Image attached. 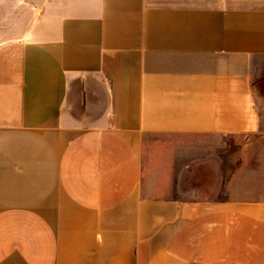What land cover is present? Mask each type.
Here are the masks:
<instances>
[{"label":"crops","instance_id":"obj_1","mask_svg":"<svg viewBox=\"0 0 264 264\" xmlns=\"http://www.w3.org/2000/svg\"><path fill=\"white\" fill-rule=\"evenodd\" d=\"M0 13V264H264V0ZM155 135L242 138L225 198L209 163L172 196Z\"/></svg>","mask_w":264,"mask_h":264},{"label":"rangeland","instance_id":"obj_2","mask_svg":"<svg viewBox=\"0 0 264 264\" xmlns=\"http://www.w3.org/2000/svg\"><path fill=\"white\" fill-rule=\"evenodd\" d=\"M4 13H0L3 15ZM0 20V24H3ZM264 68V64L262 65ZM244 140L238 137H224L219 140V145L215 148L208 146L209 142L206 138H196L186 135H155L151 139L152 154L158 155L161 151H166L168 145L175 143L171 148L170 154L167 156L171 168L166 173L172 184L171 195L179 198H196L203 197V183L206 179H197L194 171V164L209 163V167H213L215 171L209 172L213 180H223L222 188H220L216 198H225V181L230 173L237 174V166L239 163V151L241 143ZM211 159L217 164H211ZM202 161V162H200ZM204 173V172H203ZM206 173V172H205ZM202 181V182H201Z\"/></svg>","mask_w":264,"mask_h":264}]
</instances>
